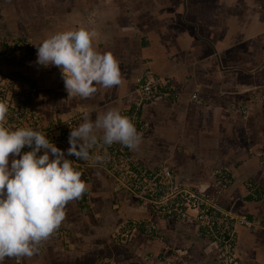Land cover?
<instances>
[{
    "label": "crops",
    "instance_id": "0c3cea01",
    "mask_svg": "<svg viewBox=\"0 0 264 264\" xmlns=\"http://www.w3.org/2000/svg\"><path fill=\"white\" fill-rule=\"evenodd\" d=\"M80 25L96 31L93 46L111 52L122 75L117 87L95 85L88 99L68 98L61 70L37 64L34 46ZM0 30L32 45L28 66L4 63L5 93L43 124L75 117L76 126L85 111L93 120L109 107L122 111L139 99L137 76L164 77L171 92L140 105L146 125L134 155L151 167L169 164L177 179L225 208L264 216V0H2ZM55 145L67 159L91 163L69 156V141ZM214 169L227 170L230 181L223 184ZM81 173L88 199L67 205L62 237L3 264H222L191 221L156 216L104 167ZM249 181L258 199L250 198ZM126 218L151 219L157 235L135 228L122 238ZM236 236V264H264V226H238Z\"/></svg>",
    "mask_w": 264,
    "mask_h": 264
},
{
    "label": "clouds",
    "instance_id": "9594fccd",
    "mask_svg": "<svg viewBox=\"0 0 264 264\" xmlns=\"http://www.w3.org/2000/svg\"><path fill=\"white\" fill-rule=\"evenodd\" d=\"M95 30L84 25L47 35L37 49L36 63L61 70L68 98L88 99L98 91L122 82L119 61L111 52L93 46ZM9 106L0 101V264L5 258H31L62 225L67 205L82 198L87 184L74 161L46 136L32 127H13ZM67 123V122H66ZM67 154L93 165L109 158L105 146L119 143L129 150L141 144L142 134L133 121L116 107H109L70 127ZM25 147L28 151H22ZM42 152V154H41ZM19 157V158H17Z\"/></svg>",
    "mask_w": 264,
    "mask_h": 264
},
{
    "label": "built area",
    "instance_id": "2783aa9c",
    "mask_svg": "<svg viewBox=\"0 0 264 264\" xmlns=\"http://www.w3.org/2000/svg\"><path fill=\"white\" fill-rule=\"evenodd\" d=\"M28 55L26 41L14 42L7 52L0 48V59L2 56L20 58ZM136 81L139 99L121 112L133 121L137 131L140 132L146 125L140 111L141 103L151 100L159 94L168 95L171 92V85L164 77L153 74L149 70L137 76ZM2 91H5V81L4 74L0 70V101L6 102L9 106L8 122L10 125L13 127L28 126L44 131L47 138L54 144L64 141L65 137L69 136L70 126L75 117H53L49 122L43 124L37 111L17 102L9 101L8 98H3ZM192 97L197 98L195 93L192 94ZM28 150L30 149L27 147L22 149V151ZM96 151H99L101 155L104 151L109 154L105 163L97 165L109 171L120 186L140 199L150 202L160 216L193 221L198 232L211 239L223 264H236L235 243L238 226H264L263 215L248 216L225 208L196 187L177 179L175 173L168 166L159 165L148 168L141 165L133 160L128 148L119 143H114L110 147L105 146L102 149H93V152ZM90 162L92 163L91 160ZM84 165L74 161L76 168L83 169ZM214 174L223 184L230 181V173L227 170L214 169ZM248 184L250 185V183ZM137 224L141 225L146 233L157 235L156 225L151 219L137 222L125 220L117 231L118 235L128 238ZM57 232L62 234L63 230L59 228ZM180 251L182 252V250ZM163 259L164 262H168L166 257Z\"/></svg>",
    "mask_w": 264,
    "mask_h": 264
},
{
    "label": "trees",
    "instance_id": "16d2710c",
    "mask_svg": "<svg viewBox=\"0 0 264 264\" xmlns=\"http://www.w3.org/2000/svg\"><path fill=\"white\" fill-rule=\"evenodd\" d=\"M1 2H2V0H0V7H1ZM17 41H26V42H27V44H28L29 55H28V56H23V57H20V58H19V57H18V58H13V57L2 56L1 59H0V70H1V72L4 73V74H6V73L9 74V73H10V72L6 71V69L4 68V63H5V62H9V63L12 64V65L28 66V64H30V60L33 59V57H32V55H33V49H32V45H31V43H30V41H29L28 38H26V37H22V36H17V35H9V34L3 33V32L0 30V48H2L4 52L9 51L10 48H11V46H12V44H13L14 42H17ZM141 75H142V74H141ZM33 86H34V85H31L30 87L33 88ZM159 96H164V95H163V94H159ZM155 97H156V96H155ZM155 97H154V98H155ZM154 98L151 99V100H145V101L150 102V101L154 100ZM145 101H143V102H145ZM39 113H40V112H39ZM143 120H144V118H143ZM144 121H145V120H144ZM46 123H47V122H46ZM46 123H45V124H46ZM74 124H75V121L73 120V122H72V124H71L70 127H73ZM70 130H71V129H70ZM68 137H69V136H68ZM68 137H65L64 142H65V141H68ZM128 151H129L130 155L132 156L133 160L137 161V162L140 163L141 165L146 166V167H148V168H154V166L151 167V166L147 165L146 163L141 162V161H140V160L134 155V151H133V150H129V149H128ZM90 166H99V165H97V164L93 165V163H87V164L84 165L83 169H79V168H77V170H79L80 172H84V171L87 169V167H90ZM166 166H168V167H169V168L175 173V175H176L175 170H174L169 164H167ZM213 174H214V173H213ZM214 175H216V174H214ZM216 176H217V175H216ZM217 177H218V176H217ZM230 178H231V174H230ZM183 180H184L186 183H189L190 185L196 187L198 190H200V191L204 192L206 195H208L207 192H206L204 189H201V188L195 186L194 184L188 182V181L185 180V179H183ZM249 182H250V185L248 184V188H249V190L252 189V193H249L250 198H252V199H258V198L261 196V195H260V192H261V191L258 190L257 187H255V185L253 184L254 181H249ZM254 187H255V188H254ZM123 190H125V191H127L128 193L132 194V193L129 192L126 188H123ZM132 195H134V194H132ZM134 196H135V195H134ZM208 196H209V195H208ZM135 197H136L138 200H140L139 197H137V196H135ZM86 199H88V196H86V194H83L82 198L78 199V201H79L80 203H82V204H86ZM153 211H154V213L156 214V216H159V217H160V215H159L155 210H153ZM244 214H247L248 216H252V215H254V214H255L256 216H262L261 214H256V213H244ZM125 220L132 221L131 219H128V218L124 219V221H125ZM144 220H146V219H143V220H137V221H144ZM173 220H176V219H173ZM176 221H184V222L186 223V222H189V221H191V220H184V219H182V220H176ZM191 222L193 223V226H196L195 223H194L193 221H191ZM241 226H243V225H241ZM60 229L63 230V233H64V225H61ZM137 229H138V230H141V231H143V232H145V231L143 230L142 226L139 225V224H137V226H136V230H137ZM196 229H197V227H196ZM197 232H198V229H197ZM63 233L60 234V233H58V232H57V233L55 232V233L53 234V236L55 235V236L62 237ZM198 233H199V232H198ZM199 235H200L204 240H206L205 242L207 243V247L211 250L212 254L215 255V258H216L217 260H219L220 263H221V260H220V258H219V256H218V251H217L216 247L214 246L213 242L211 241V239L208 238V237H206V236H204V235H202L201 233H199ZM236 242H237V236H236ZM235 245H236V243H235ZM158 253H159V252H158ZM185 254H186V252L182 253L181 257H185ZM157 258H158V256H157ZM159 261H160V260H159ZM172 262L174 263V261H172ZM185 263H187V264H194V263L191 262L190 260H188V261L185 262ZM182 264H183V262H182ZM222 264H223V263H222Z\"/></svg>",
    "mask_w": 264,
    "mask_h": 264
},
{
    "label": "rangeland",
    "instance_id": "374dc122",
    "mask_svg": "<svg viewBox=\"0 0 264 264\" xmlns=\"http://www.w3.org/2000/svg\"><path fill=\"white\" fill-rule=\"evenodd\" d=\"M4 79H5V78H4ZM2 92H3V93H2V97H3V98H7L5 91H2ZM8 100H9V101H13V102L15 101V100L12 99V98H9ZM15 102H16V101H15Z\"/></svg>",
    "mask_w": 264,
    "mask_h": 264
}]
</instances>
